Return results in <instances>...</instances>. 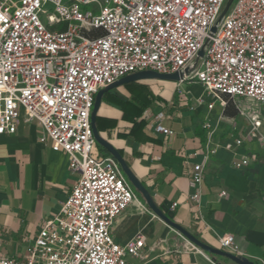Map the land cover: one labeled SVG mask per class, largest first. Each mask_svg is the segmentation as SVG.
I'll list each match as a JSON object with an SVG mask.
<instances>
[{"label":"built area","instance_id":"1","mask_svg":"<svg viewBox=\"0 0 264 264\" xmlns=\"http://www.w3.org/2000/svg\"><path fill=\"white\" fill-rule=\"evenodd\" d=\"M226 2L0 0V135L16 132L23 109L26 121L40 124L41 142L52 140L53 151L66 152L70 169L79 173L59 213L27 248V257L2 256L0 264L145 260L144 236L121 244L112 234L117 218L137 197L119 162L94 153L91 114L96 94L132 73L153 70L183 73L181 82H199L222 105L227 95L234 102L245 98L264 106V0H235L218 22ZM88 5L92 9L85 10ZM162 117L155 115V130L172 134ZM250 123L264 147L263 117L255 113ZM204 128L210 134L203 162L193 164L189 180L193 203H199L205 165L217 152L211 125ZM249 164V157L234 162L236 168ZM177 206L174 202L171 209ZM139 209L149 211L143 204ZM219 243L238 255L233 234L220 236Z\"/></svg>","mask_w":264,"mask_h":264},{"label":"crops","instance_id":"2","mask_svg":"<svg viewBox=\"0 0 264 264\" xmlns=\"http://www.w3.org/2000/svg\"><path fill=\"white\" fill-rule=\"evenodd\" d=\"M237 102L231 116L225 113L227 102L222 105L197 81L142 79L107 91L96 125L168 217L213 247L220 248L219 237L231 233L238 255L264 264V147L250 123L253 114H261L264 134V107L245 98ZM160 113L172 134L155 130L154 117ZM206 123L214 131L212 147L217 152L205 165L199 203H193L189 180L193 164L203 162L210 134ZM41 135L40 124L26 121L23 109L16 132L0 135V257L26 258L27 248L45 222L59 213L79 178L69 167L68 154L53 151L52 140L41 142ZM94 153L112 156L97 143ZM244 157L250 164L236 168L234 162ZM131 186L137 201L117 218L112 234L121 244L145 237L141 264H234L203 249H190L189 240ZM142 204L149 211H140Z\"/></svg>","mask_w":264,"mask_h":264},{"label":"water","instance_id":"3","mask_svg":"<svg viewBox=\"0 0 264 264\" xmlns=\"http://www.w3.org/2000/svg\"><path fill=\"white\" fill-rule=\"evenodd\" d=\"M234 1L235 0H227V2L225 4V7H224L219 19H218V22L228 12V10L230 9V7L232 6ZM216 28H217V26L215 25L213 27V31H215ZM203 54H204V50H202L199 53V57L203 56ZM199 57L197 58L196 62L199 60ZM142 79H163V80L180 81V80L183 79V73L175 72V73H171V74H164V73H158V72L153 71V70L138 71V72L132 73V74H130V75H128V76H126V77L114 82L113 84H111V85L99 90L98 93L96 94L95 103H94V107H93L92 114H91V123H92L93 133H94V137H95V140H96L97 144H99L102 147H104L112 155V157L115 158L119 162V164L122 167L124 173L126 174L128 180L132 183V185L137 190H139L142 193V195L145 198V200H146L147 204L149 205V207L161 219H163L168 225H170L173 229H175L179 233H181L185 238H187L194 245H196L200 249H203V250H205V251H207V252H209L211 254L227 258V259L231 260L234 264H257L254 260L250 259L249 257L243 256V255H237V254L231 253L229 251H226L224 249L208 245L207 243L201 241L195 235L190 233L183 226L179 225L178 223L173 221L170 217H168L155 204V202H154L152 196L150 195L149 191L147 190V188L131 172V170L129 169V166L127 165L126 161L124 160V158L122 157L120 152L117 149H115L106 139H104L100 135V133H99V131L97 129L96 120H97V113L99 111L103 95L107 91H109V90H111V89H113L115 87H118L120 85L129 83V82L142 80Z\"/></svg>","mask_w":264,"mask_h":264},{"label":"trees","instance_id":"4","mask_svg":"<svg viewBox=\"0 0 264 264\" xmlns=\"http://www.w3.org/2000/svg\"><path fill=\"white\" fill-rule=\"evenodd\" d=\"M225 96H227V95H225ZM232 101H233V99L230 96H227V98H226L227 107H226L225 113L227 115H231V116L235 115L237 112Z\"/></svg>","mask_w":264,"mask_h":264},{"label":"rangeland","instance_id":"5","mask_svg":"<svg viewBox=\"0 0 264 264\" xmlns=\"http://www.w3.org/2000/svg\"><path fill=\"white\" fill-rule=\"evenodd\" d=\"M83 8H84L85 10H86V9H92V6H91V5H88V6H84ZM42 19H43L44 21H46V17H45L44 15H42ZM232 103H233L234 105H237V104L240 105L239 102L234 103V101H232ZM254 106L258 107V106L255 105V104H254ZM254 106H252L253 110H257V108H255ZM262 107H264V106L260 105V108H262Z\"/></svg>","mask_w":264,"mask_h":264}]
</instances>
